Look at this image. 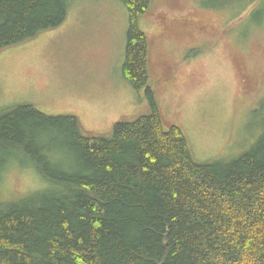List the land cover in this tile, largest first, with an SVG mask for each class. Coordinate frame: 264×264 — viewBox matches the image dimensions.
<instances>
[{"label":"trees","instance_id":"16d2710c","mask_svg":"<svg viewBox=\"0 0 264 264\" xmlns=\"http://www.w3.org/2000/svg\"><path fill=\"white\" fill-rule=\"evenodd\" d=\"M120 1L129 12L123 76L146 88L147 111L98 135L75 115L32 105L0 115V182L28 164L52 185L0 202V264H264V119L239 158L198 162L182 129L166 127L151 86L139 20L152 0ZM70 6L0 0V51L61 27Z\"/></svg>","mask_w":264,"mask_h":264},{"label":"rangeland","instance_id":"374dc122","mask_svg":"<svg viewBox=\"0 0 264 264\" xmlns=\"http://www.w3.org/2000/svg\"><path fill=\"white\" fill-rule=\"evenodd\" d=\"M139 22L151 39V86L166 127L182 129L198 162L229 163L248 152L264 119L261 3L152 0ZM128 28L120 0H71L61 27L0 51V115L32 105L75 115L84 132L98 135L146 112V88L123 76ZM50 188L31 165L14 164L0 182V202Z\"/></svg>","mask_w":264,"mask_h":264}]
</instances>
